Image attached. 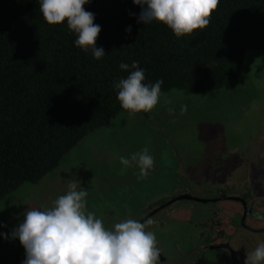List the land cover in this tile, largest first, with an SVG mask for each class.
<instances>
[{"label":"trees","instance_id":"obj_1","mask_svg":"<svg viewBox=\"0 0 264 264\" xmlns=\"http://www.w3.org/2000/svg\"><path fill=\"white\" fill-rule=\"evenodd\" d=\"M83 7L101 27L100 60L75 46L66 20L48 24L38 0H0V201L126 111L114 87L130 74L121 62H138L146 84L162 79L161 92L210 96L236 85L248 50H264V0H219L205 28L179 38L161 22L137 23L132 0Z\"/></svg>","mask_w":264,"mask_h":264},{"label":"rangeland","instance_id":"obj_2","mask_svg":"<svg viewBox=\"0 0 264 264\" xmlns=\"http://www.w3.org/2000/svg\"><path fill=\"white\" fill-rule=\"evenodd\" d=\"M162 94L151 112L129 116L122 111L109 125L85 136L40 181L24 183L0 201V264L25 260L24 247L18 238L11 239L10 233L23 221L26 209L52 207V201L66 194L73 180L88 191L87 210L108 226L116 215L137 212L150 202L169 197L185 183L197 195L213 196L238 186L246 188L251 175L264 174V50L247 51L242 76L233 88L210 96L180 89ZM164 96L171 99V105L164 103ZM182 104L187 105L184 115H180ZM171 106L176 109L175 117L167 111ZM145 147L154 157L150 175L138 180L135 166L121 171L117 154L130 157ZM220 178L234 185L223 186ZM201 186H206L202 194ZM195 208L201 212L195 210L188 217L171 213L161 221V227L155 226L168 260L163 264H208L206 259L215 255L216 251L207 252L202 260L200 253L191 250L196 243L175 239L202 210L220 211L213 203H196ZM193 229L189 228L188 235Z\"/></svg>","mask_w":264,"mask_h":264},{"label":"clouds","instance_id":"obj_3","mask_svg":"<svg viewBox=\"0 0 264 264\" xmlns=\"http://www.w3.org/2000/svg\"><path fill=\"white\" fill-rule=\"evenodd\" d=\"M141 7L137 23L158 21L170 28L177 38L190 35L194 30L205 28L219 0H132ZM43 19L50 25L67 21V27L75 33L76 47L87 52L91 49L94 59L105 55L96 46L101 27L94 24V13L86 11L89 0H38ZM130 15H136L130 13ZM132 31L129 25L125 32ZM120 69L129 71L127 78L114 81L117 99L129 116L151 112L162 97L163 80L144 83L145 73L133 61L131 67L124 62ZM164 103L172 101L164 96ZM169 115L175 117L174 106L168 107ZM187 112V105L180 106V115ZM118 156L121 171L137 167V179L143 180L154 167V157L148 147L131 154ZM88 191L78 181L68 184L66 194L52 201L47 209H26L24 219L11 230L10 238H18L25 249L23 264H159L161 250L154 231L147 230L155 221L144 223L128 218L106 228L95 212L87 210ZM252 216L264 222V213L253 211ZM9 238L7 234H2ZM264 262V242L251 252L246 251L244 264Z\"/></svg>","mask_w":264,"mask_h":264},{"label":"flooded vegetation","instance_id":"obj_4","mask_svg":"<svg viewBox=\"0 0 264 264\" xmlns=\"http://www.w3.org/2000/svg\"><path fill=\"white\" fill-rule=\"evenodd\" d=\"M259 173L260 175L256 177L251 175V182L246 188L238 186L239 188H232L234 190L231 189L229 193L217 192L213 193V196L197 195L193 193L191 185L185 183L183 187L177 188L174 192H167L169 197L150 202L137 212L128 213L127 211L122 217L116 215L113 224L105 227L111 228L114 223L128 218L141 223L152 219L155 223L147 230L154 231L156 234L155 226L159 224L161 227V221H165V217L171 213V215L179 213L188 217L196 212L195 210H199L195 208L196 203H213L219 206L220 211L217 212L214 208L207 211L202 210L203 213H200L198 218L187 222L184 229L175 235L176 241L179 238H187L186 241L196 243L191 250L200 253L202 260L207 252L216 251L214 256L206 259L208 264H244L246 251L251 252L259 243L264 242V222L256 220L251 214L253 211L264 213V174L261 171ZM218 181L223 186L224 184L230 187L234 185L226 184L223 178ZM205 188L206 186H201L200 194ZM198 223L201 224L198 225ZM189 228H194L191 235H188ZM158 247L161 250L159 264L167 263V257L159 242Z\"/></svg>","mask_w":264,"mask_h":264}]
</instances>
